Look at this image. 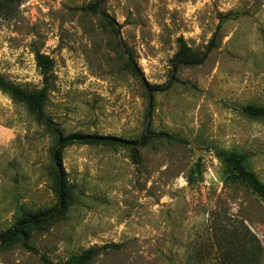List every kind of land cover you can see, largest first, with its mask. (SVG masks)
<instances>
[{"label":"rangeland","instance_id":"rangeland-1","mask_svg":"<svg viewBox=\"0 0 264 264\" xmlns=\"http://www.w3.org/2000/svg\"><path fill=\"white\" fill-rule=\"evenodd\" d=\"M214 34L202 64L174 69L181 41L202 54ZM0 77L44 88L51 120L0 89V235L57 204L56 131L145 135L67 146L63 212L0 246V264H243L242 225L264 264V203L215 156L246 154L264 183V118L240 110L264 106V0H22L0 17Z\"/></svg>","mask_w":264,"mask_h":264},{"label":"trees","instance_id":"trees-1","mask_svg":"<svg viewBox=\"0 0 264 264\" xmlns=\"http://www.w3.org/2000/svg\"><path fill=\"white\" fill-rule=\"evenodd\" d=\"M22 0H0V17L12 16L15 10L18 8ZM99 2L88 5V8L95 13H99L103 19L109 23L107 15L99 11ZM224 18V17H223ZM220 25H218L219 28ZM215 44V34L212 36L209 45L202 53L194 52L183 41L180 43V48L174 55L173 66L174 69L178 67H190L202 64L209 55ZM37 66L40 68L41 74L47 79L51 71V61L44 55L37 53L35 55ZM129 69L133 74L139 75V68L132 62L131 58L128 60ZM147 89L153 91L157 89H165L170 83L168 82L164 86H148ZM0 89L11 96L12 99L23 101L28 111L33 114L38 120L43 121L46 125H51V120L47 118L43 111V105L47 97L46 90L43 88L36 92H30L22 89L19 86L5 81L0 77ZM240 110L247 116L252 118H264V106H257L248 104L242 106ZM57 142L56 147L53 150L52 160L55 167V176L57 184V204L50 210L39 211L35 214L27 213L20 218L12 229H9L5 233L0 235V246L7 243H11L19 238L26 240L29 237V231L33 228H38L41 224L51 220L55 216H58L63 212L67 201V188L62 180L63 168H62V153L63 150L73 144L78 145H118L137 147L141 146L145 142V135H141L138 139L128 140L121 137L112 135H100V134H84V133H71L68 135H62L56 131ZM155 136H165L173 141L181 143V140L168 136L164 133H154ZM215 156L219 158L225 167L228 169V177L234 180L240 181L245 184L253 193H255L260 200L264 203V183L257 177V175L246 167V154H240L233 151H216ZM241 248H242V263L243 264H260L259 257L262 246L257 238L247 226L241 227ZM89 256H79L73 258L69 264H86Z\"/></svg>","mask_w":264,"mask_h":264}]
</instances>
